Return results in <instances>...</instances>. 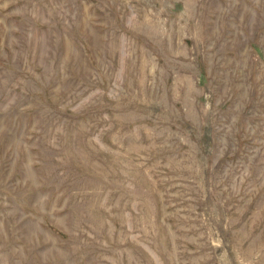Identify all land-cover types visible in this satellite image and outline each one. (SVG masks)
Here are the masks:
<instances>
[{
  "label": "rangeland",
  "instance_id": "374dc122",
  "mask_svg": "<svg viewBox=\"0 0 264 264\" xmlns=\"http://www.w3.org/2000/svg\"><path fill=\"white\" fill-rule=\"evenodd\" d=\"M0 264H264V0H0Z\"/></svg>",
  "mask_w": 264,
  "mask_h": 264
}]
</instances>
